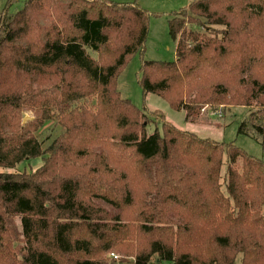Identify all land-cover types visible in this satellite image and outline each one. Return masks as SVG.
<instances>
[{"label": "trees", "instance_id": "16d2710c", "mask_svg": "<svg viewBox=\"0 0 264 264\" xmlns=\"http://www.w3.org/2000/svg\"><path fill=\"white\" fill-rule=\"evenodd\" d=\"M11 1L0 11V169L43 164L0 170V264H264V162L154 111L159 129L118 90L145 49L148 12L25 0L11 13ZM168 24L176 59L142 63L144 96L192 123L249 107L239 133L264 148V0H193ZM52 121L64 130L44 147Z\"/></svg>", "mask_w": 264, "mask_h": 264}, {"label": "rangeland", "instance_id": "374dc122", "mask_svg": "<svg viewBox=\"0 0 264 264\" xmlns=\"http://www.w3.org/2000/svg\"><path fill=\"white\" fill-rule=\"evenodd\" d=\"M115 3H132L136 4L149 14V31L143 52H137L130 57L127 64L121 70L118 78V90L123 98L131 101L138 109L146 111L154 123H159V129L163 119H159L154 115V111H160L165 119L176 128L189 131L196 134L202 139H212L226 144H234L244 150L247 154L260 159L264 162V148L260 140L239 133L241 124L250 117L252 109L243 106H231L223 108L224 113L213 115L205 113L202 118L195 122H188L185 118L184 111L174 110L169 102L155 94H147L144 96L140 85V70L144 61H161L171 62L176 59V44L169 34V20L174 12L184 6L189 5L193 0H108ZM8 0H0V11H2ZM25 0H13L10 2L9 11L15 13L23 8ZM88 53L96 58V53L87 49ZM95 101L90 102V106ZM89 107V106H88ZM27 121L32 120L30 114L24 116ZM59 121V120H58ZM58 121H52L45 125L38 132V139L47 147L57 136H59L64 128ZM157 121V122H156ZM155 125L150 126V130L154 131ZM226 163V161H225ZM43 164L42 158L24 161L13 169H0L8 172H27L32 173L39 169ZM225 174V168L222 175ZM225 190V188H223ZM16 224L20 230V221L16 220ZM117 256V255H116ZM114 260V257L110 256ZM131 259H127L125 263H131ZM150 264H171L169 262L153 261ZM241 264V260L237 262Z\"/></svg>", "mask_w": 264, "mask_h": 264}, {"label": "water", "instance_id": "95a60500", "mask_svg": "<svg viewBox=\"0 0 264 264\" xmlns=\"http://www.w3.org/2000/svg\"><path fill=\"white\" fill-rule=\"evenodd\" d=\"M28 118L30 119V117H26V118H25L24 123H26V121H27Z\"/></svg>", "mask_w": 264, "mask_h": 264}, {"label": "built area", "instance_id": "2783aa9c", "mask_svg": "<svg viewBox=\"0 0 264 264\" xmlns=\"http://www.w3.org/2000/svg\"><path fill=\"white\" fill-rule=\"evenodd\" d=\"M112 257H114V258H116V259L118 258V257H117V256H115V255H112Z\"/></svg>", "mask_w": 264, "mask_h": 264}]
</instances>
